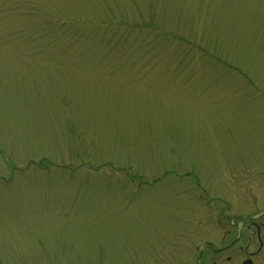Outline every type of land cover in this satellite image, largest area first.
<instances>
[{
    "label": "rangeland",
    "instance_id": "obj_1",
    "mask_svg": "<svg viewBox=\"0 0 264 264\" xmlns=\"http://www.w3.org/2000/svg\"><path fill=\"white\" fill-rule=\"evenodd\" d=\"M263 210L264 0H0V264H175Z\"/></svg>",
    "mask_w": 264,
    "mask_h": 264
},
{
    "label": "flooded vegetation",
    "instance_id": "obj_2",
    "mask_svg": "<svg viewBox=\"0 0 264 264\" xmlns=\"http://www.w3.org/2000/svg\"><path fill=\"white\" fill-rule=\"evenodd\" d=\"M182 179L186 178H193V187H191L190 191L191 194L197 195L200 199H203V193L205 190L200 189L199 187V178L190 171H184L181 175ZM199 187V188H198ZM188 192V190H185ZM207 201V205L209 204L210 200L205 199ZM219 213L214 218H211L210 215H206L204 218L209 225L218 230V235L222 230V217L223 220H227L224 226L229 227V229H225V232L222 236L217 240L216 243L212 241L198 243L197 245L202 246V251H198L197 253L192 255L191 249L189 246L187 247V243L182 241L180 244L175 245L177 248L175 251V259L173 260L175 264H190V259L192 256L191 264H256L255 258L260 252H264V223L260 222L259 220H264V210L260 212L258 215L253 216H241V218L235 216V214L228 213ZM199 215L197 213L192 214H183L181 216H176V214L171 213L169 217L171 230L174 233L173 239L185 238L189 234V224L192 222L193 224L198 223ZM213 215V214H212ZM238 222H241V234L242 232L246 235L241 237L239 236H232L231 229L234 227L236 229L238 226ZM195 233V232H194ZM194 241V240H193ZM245 241V242H244ZM174 246V245H172ZM174 247V248H175ZM255 247L254 250H251ZM102 259V258H101ZM106 259V260H105ZM102 259L103 264L112 262L115 259ZM113 264H142L141 260L139 259H131V260H123L118 261Z\"/></svg>",
    "mask_w": 264,
    "mask_h": 264
}]
</instances>
